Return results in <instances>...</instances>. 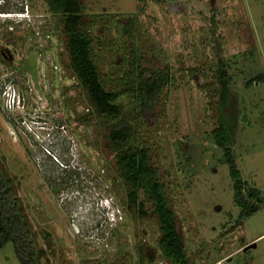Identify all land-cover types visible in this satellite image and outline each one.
Masks as SVG:
<instances>
[{
    "label": "rangeland",
    "instance_id": "rangeland-1",
    "mask_svg": "<svg viewBox=\"0 0 264 264\" xmlns=\"http://www.w3.org/2000/svg\"><path fill=\"white\" fill-rule=\"evenodd\" d=\"M101 83L119 91L134 144L148 151L189 264H264V205L242 218L218 129L213 69L226 67L235 119L231 156L247 189L264 199V0H80ZM32 17L15 24L11 15ZM0 162L13 178L42 264H169L158 223L120 202L124 193L95 118L66 71L62 38L42 0H0ZM169 69L170 81L140 116L125 76L129 62ZM8 86L19 94L5 110ZM18 107V109H17ZM229 114V115H228ZM23 123V124H22ZM46 234L49 240H45ZM48 243V245H46ZM252 246V247H249ZM249 247V248H247ZM0 264H18L10 244Z\"/></svg>",
    "mask_w": 264,
    "mask_h": 264
},
{
    "label": "trees",
    "instance_id": "trees-1",
    "mask_svg": "<svg viewBox=\"0 0 264 264\" xmlns=\"http://www.w3.org/2000/svg\"><path fill=\"white\" fill-rule=\"evenodd\" d=\"M42 1L57 18L55 28L61 33L66 71L81 88L95 118L101 122L112 121L107 126L103 148L112 157L116 178L124 188L120 202L126 210L136 209L138 217L145 218L148 213L143 209L144 202L139 200L141 192L151 204L152 215L158 223L156 247L162 259L169 264H189L182 238L176 229L174 213L163 186L156 178L148 151L144 146L132 142L133 126L130 118L122 115L123 107L117 102L119 91L107 90L101 83L91 55L93 39L83 29L86 21L83 3L80 0ZM213 72L219 98V127L211 135L224 153V162L233 182L242 218H248L264 205V199L255 189H247L240 179L230 147L236 122L234 118L228 119L224 113L227 108L233 109L228 88L230 79L221 62H215ZM125 76L130 80L125 92L130 93L140 116L152 110L153 103L170 81L169 69H148L136 65L134 61L128 63ZM45 240H49L48 234ZM7 244L11 245L18 264H42L46 257V251L35 243L25 208L15 193L13 178L0 162V250ZM136 250L142 264L144 252L139 245Z\"/></svg>",
    "mask_w": 264,
    "mask_h": 264
},
{
    "label": "clouds",
    "instance_id": "clouds-1",
    "mask_svg": "<svg viewBox=\"0 0 264 264\" xmlns=\"http://www.w3.org/2000/svg\"><path fill=\"white\" fill-rule=\"evenodd\" d=\"M8 15L10 16V14H6V15H4V17H0V18L8 19L11 17L15 20L16 25H19L22 22L30 23L31 18H32V17L28 16V14L25 15V13H23V12L16 14V15H11L10 17H7ZM3 97H5V100H4L5 110L15 112L14 108L17 106L18 103H21V98H20L19 94L16 95L15 89L12 86H8L6 91L3 93ZM15 100H16V106H15ZM17 109H18V107H17Z\"/></svg>",
    "mask_w": 264,
    "mask_h": 264
},
{
    "label": "water",
    "instance_id": "water-1",
    "mask_svg": "<svg viewBox=\"0 0 264 264\" xmlns=\"http://www.w3.org/2000/svg\"><path fill=\"white\" fill-rule=\"evenodd\" d=\"M249 247H252V246H249ZM249 247H247V248H249Z\"/></svg>",
    "mask_w": 264,
    "mask_h": 264
},
{
    "label": "bare ground",
    "instance_id": "bare-ground-1",
    "mask_svg": "<svg viewBox=\"0 0 264 264\" xmlns=\"http://www.w3.org/2000/svg\"><path fill=\"white\" fill-rule=\"evenodd\" d=\"M7 17H9V16H7Z\"/></svg>",
    "mask_w": 264,
    "mask_h": 264
},
{
    "label": "built area",
    "instance_id": "built-area-1",
    "mask_svg": "<svg viewBox=\"0 0 264 264\" xmlns=\"http://www.w3.org/2000/svg\"><path fill=\"white\" fill-rule=\"evenodd\" d=\"M16 15V14H15Z\"/></svg>",
    "mask_w": 264,
    "mask_h": 264
}]
</instances>
